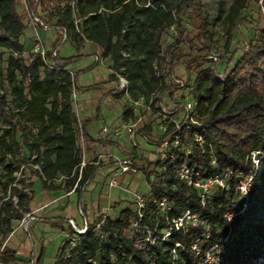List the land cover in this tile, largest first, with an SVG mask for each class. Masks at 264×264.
<instances>
[{"label": "trees", "instance_id": "obj_1", "mask_svg": "<svg viewBox=\"0 0 264 264\" xmlns=\"http://www.w3.org/2000/svg\"><path fill=\"white\" fill-rule=\"evenodd\" d=\"M252 2L233 0L225 15L228 44L238 22L251 16ZM60 4L65 6L61 9ZM19 5L18 0H0V88L8 82L16 102V108H11L6 97H2L0 116H6L5 108L12 113L17 109L21 123H32L35 131L27 133L32 139H26L25 146L36 156L32 164L39 166V180L46 191L61 189L54 185L59 176H73L74 183L79 177L82 158L77 145L78 120L73 109V94L78 85L77 76L67 70L72 59L58 55L53 58L56 63L53 69L46 66L40 55L30 53L29 62L26 61L23 53L28 51L21 38L35 17H41L51 28L65 31L78 49L87 41L97 44L103 56L113 62L110 81L114 83L115 74L124 69L134 100L156 93L157 100L162 101L166 92L176 88L167 85L155 67L162 59V35L176 23V13L182 7L195 9L201 21L202 37L209 33L208 17L198 0H39L38 3L25 0L23 12L29 14L27 19L22 17ZM253 29L258 37L248 44V50L238 51V60L235 57L229 60L222 77L216 67H209L196 78L194 100L198 104V116L212 114L214 119L206 127L184 120L179 131L176 125H171L167 135L177 132L182 145L167 161V186L157 187L150 175H145L152 195L143 209L141 226L155 230L157 224L147 213L164 199L173 205L167 219L174 231L171 236L155 244L147 241L144 247L137 239L130 240L126 233L138 215L126 208L117 219H106L103 231L109 237L105 243L89 232L75 250L63 246L55 264H264V158L247 202H243L237 190L243 176L254 172L248 156L264 152V26ZM60 42L65 43L63 37ZM3 49L11 52L5 70L1 67ZM124 50L131 53L130 57L124 58ZM209 62L204 55L192 61L197 67ZM88 125L85 121L82 126L84 136H88ZM197 134L204 139L202 146L195 141ZM7 148L13 153V160L6 164L3 155L0 164L8 177L13 178L21 170V162L27 164L30 159L17 160L15 148L7 139H0V150ZM187 149L191 152L187 153ZM185 163L205 178H225L226 187L218 188L203 204L199 190L175 174ZM100 169L90 164L83 170L77 188L79 208H83V188ZM229 171L231 174L226 176ZM1 186L5 193L14 190L19 200L17 208L9 201L13 215L5 216V209L0 208V264H10L19 261L16 252L5 245L13 232L10 220L13 216L23 219L24 214L30 213L35 195L33 191L29 194L13 188L9 179ZM187 211L198 215L208 227L196 224L177 229L172 220L182 218ZM229 215L233 217L231 224ZM102 219L100 216L90 225V230ZM43 222L59 223L62 219L46 218Z\"/></svg>", "mask_w": 264, "mask_h": 264}, {"label": "rangeland", "instance_id": "obj_2", "mask_svg": "<svg viewBox=\"0 0 264 264\" xmlns=\"http://www.w3.org/2000/svg\"><path fill=\"white\" fill-rule=\"evenodd\" d=\"M18 1L20 3L18 10L22 12V17L27 19L29 14L23 12L24 5L21 0ZM198 1L209 20L208 35L202 37L201 21L198 14L194 8L187 5L176 13V23L167 27L162 35V59L156 64L155 69L164 78L167 85L178 87V89L172 88L166 92L161 98L162 101L157 100L158 94L156 93L134 100L130 92H121L118 75L123 74L125 70L117 72L115 74L117 80L114 83L111 82L113 62L110 58L103 57L101 48L97 44L86 43L78 49L70 43V38L68 39L70 42H60V38L63 36L59 30L38 27V36L46 47L58 48L62 59H72L67 68L77 76L78 87L73 94V109L78 120L76 134L79 154L82 158L81 166L96 163L95 165L102 169L83 189L82 204L86 206L83 211L85 215L87 212V220L92 224L102 215L115 220L119 213L126 208L131 209L139 217L141 205L147 206L152 195L145 175H150L151 181L157 187L165 188L167 186V161L182 145L180 139H171L167 133L172 129V124L181 125L185 120V111L181 106L182 101L196 98V78L204 69L216 67L222 77L229 60L232 57L238 60L240 58L238 51L248 50V44L258 37V32L253 28L260 29L264 26V0H253L251 16L247 17L252 23L247 22V18L238 22L233 31L232 40L228 44V24L225 21V15L233 0ZM64 6L65 4L59 5L61 9ZM31 35L30 29H26L21 38L28 53L33 48V35ZM2 51H4V56L1 67L5 70L11 52L5 49ZM130 55L129 51H123L124 58L130 57ZM200 55L207 56L210 62L197 67L192 61L198 59ZM28 56L29 54L25 56L27 62H29ZM101 57L103 59H100ZM213 58H217L218 61ZM3 89L9 107L16 108L10 84L6 82ZM113 89L114 91H112ZM113 92H116V95ZM5 111H7L6 116H0V139H7L11 147L15 148L17 160L30 159L27 164L21 162V170L16 172L13 178L8 177L7 171L0 164V208L5 209L4 214L8 216L9 213L13 215L9 201H12L17 208L19 200L18 196L13 194L14 190L9 189L5 193L1 186L2 183L9 179L13 188L23 189L29 194L34 191L35 204H38L42 199L43 184L39 180V166L32 164L36 156L33 157L25 146L26 139H32V136L27 133L35 131L33 125H28L26 122L21 123L17 109L13 113L8 109ZM213 119L212 114H199L195 120L201 126L206 127ZM85 121L89 122L88 136H84L82 131ZM14 125L17 126L14 127ZM135 143L137 147H135ZM191 146L193 147V143ZM3 155L6 164L12 162L14 155L10 148L0 150V160ZM132 155L136 159V171L117 173L121 162ZM176 173L177 170H175ZM111 182H115L116 185L111 186ZM76 183L77 181L74 183L73 176L64 175L54 181V184L61 186L66 193L72 192ZM32 187L34 188L32 189ZM79 199V195L73 196L70 206H76L75 220L78 225L82 226L83 218L79 213ZM64 202L68 203V200ZM165 202V206L173 207L167 200ZM166 213L157 203L148 211L147 215L157 224L159 233L167 240L173 233V229L168 226ZM39 215H43V212ZM32 216L35 215L32 214ZM24 217L18 219L13 216L10 220L13 230L21 226L23 231L27 232L22 226ZM196 224L208 227L200 217L197 220L185 219L186 227ZM146 227L148 226H143V228ZM140 230V233H137V240L138 244L144 247L147 240L143 229ZM68 232H72L71 228L68 229ZM34 234L37 246L47 250L44 254L45 264H52L57 256L61 238L55 240L54 243H49L48 246H43L44 241L41 244L39 239L42 237L49 239L50 236L37 231H34ZM126 234L129 235V232ZM22 235L26 236L27 234L20 231L15 239ZM25 249V243H23L21 250L25 251Z\"/></svg>", "mask_w": 264, "mask_h": 264}, {"label": "built area", "instance_id": "obj_3", "mask_svg": "<svg viewBox=\"0 0 264 264\" xmlns=\"http://www.w3.org/2000/svg\"><path fill=\"white\" fill-rule=\"evenodd\" d=\"M38 1L39 0H36V3H38ZM21 2L23 3V5L25 4V0H21ZM32 23L34 24L35 27H42L44 29L51 28V26L48 25L41 17H35L33 19ZM60 32H61V35L63 36L64 41L65 42L68 41L67 33L65 31H60ZM30 53L35 54V55H40L44 59L45 64L49 69L56 68V63L53 61V58H55L59 55L58 51H56V50H45L42 47V45L36 44L29 53L24 52L23 56H26L27 54H30ZM213 60L218 61L217 58H213ZM118 76H119V85H120L121 89L125 92H129V81H128V79L123 74L118 75ZM5 95H6L5 91L0 88V99L2 97H5ZM181 106L185 111V121H187V123L197 124V125L201 126L199 124V122L197 120H195L198 117V104H197V102L194 99H191V100L186 99V100L182 101ZM5 109H8V108H5ZM26 124L29 125L32 123L26 122ZM182 126H183L182 124L177 125L176 130L177 131L181 130ZM176 135H177V132H174V133L170 134L169 137L171 139L175 140L178 138V136H176ZM195 141L201 146L204 144V139L201 135H198V134L195 135ZM135 147H137L136 143H135ZM190 152L191 151L189 149H187V153H190ZM262 158H264V152L251 153L248 156V160H251V162L253 163L254 172L251 174H247L245 176H243V174L241 172L239 173V175L243 176V178L238 182L237 190L240 193L241 199L243 200V202H247L249 199V194H250V190H251L252 185H253L254 177L259 170ZM213 163L216 164V161H213ZM92 164L95 165L96 163H92ZM88 165H90V164H88ZM88 165H86V164H83L82 166H81V164L79 165V177H78L77 183H76L73 191H76L77 188L79 187V181L82 178L83 170ZM131 171H133V172L136 171V159L133 155L128 157L127 159H124L121 162V164L119 166V170L117 173L123 174V173H128ZM229 174H231V171H229L226 174V176H228ZM177 175L188 186L199 190L203 204H205L208 201L210 196L218 188H225L226 187L225 178L218 177V176L217 177H211V178H205L202 176L201 173L196 171L195 168L190 167L187 163L178 167ZM115 185H116L115 182H111V186H115ZM83 189H85V188H83ZM158 203L165 210V212H167L166 214H167V219H168L169 212L171 211L172 208H170L169 206H165L166 202L164 199ZM245 206H246V204H244V207ZM145 207H146L145 204L141 205V211H140L139 217L132 224V226L129 230V235H127V237L132 241L133 240L136 241V239H138L137 233H140V231H141L140 229H143L142 231L145 235V239L148 242H151L152 244H155V243L162 241V240H166L165 236H160V233H159L157 227L155 228V230L152 231L149 227L143 228L141 226V221H142L143 216H144L143 209ZM79 213L83 218V224H82V226L78 225V223L76 222V220L74 218H69L67 220L72 232L71 233L70 232L64 233L65 239L63 242V246L68 245L71 247L72 250H75L76 247L78 246L81 238L83 236L88 235L89 232L94 233L98 240H100L102 243H105L108 240L109 234L105 233L103 231V229L105 227V222H106V219L108 217L106 215H102L103 219L96 223V227L94 229L90 230V225H92V223H90L87 220L85 212L81 209V210H79ZM186 218H193L194 220H197L198 215H194L190 211H187L182 218H179V219L174 218L172 220V222L176 226L177 229L179 227H186V225H185V219ZM232 218L233 217L231 215L228 216L230 224L232 222ZM35 219L36 218L34 216H32L31 213H26L24 220H23V224H22L23 228L26 231H29V228H30L29 227V221H34ZM97 264H99V263H97Z\"/></svg>", "mask_w": 264, "mask_h": 264}, {"label": "crops", "instance_id": "obj_4", "mask_svg": "<svg viewBox=\"0 0 264 264\" xmlns=\"http://www.w3.org/2000/svg\"><path fill=\"white\" fill-rule=\"evenodd\" d=\"M24 8H25V5H24ZM27 29H30V34L33 35V36L31 35L33 38V47L36 44H40L46 50H53L51 48L46 47L45 43L40 40V38L38 36V27H35L32 22L27 26ZM67 42H70V41H67ZM70 43L75 45L73 42H70ZM86 43H92V42L87 41ZM101 51H102V49H101ZM102 53H103V51H102ZM58 54H59V51H58ZM59 56H60V54H59ZM96 57H98V56H96ZM103 57H101L100 59H103ZM105 59H107V58H105ZM67 70L70 73H72L68 68H67ZM101 170L102 169H100L97 173H100ZM68 194H70V195H68ZM75 195L77 196L78 192H75L73 190L70 193H66L64 190H62V188L60 190H56V191H46L43 188V193L41 195L42 199L40 200V202L38 204L34 203L36 201V198L34 197V201L30 205V210H31L30 213L35 215L34 217L36 218V220L29 223L30 230L27 232H24L22 227L18 226L13 230L10 237L7 238V240H6L5 245L9 249H12L16 252L17 259L19 260L16 263H10V264H45L44 254L46 253L47 250L44 247L39 248L37 246L38 244L35 242L36 240L34 237L35 236L34 231L41 232L43 235H46V236H48V235L50 236L49 239L44 238V237L39 239L41 241V244L44 241V243L42 244L43 246L44 245L48 246L49 243H54L55 240H57L58 238H61V243H60V247H59L58 252H57V256L53 260L52 264L56 263L59 251L62 248L64 239H65L64 233L68 232V229H70V226H69L67 220L69 218L76 219V216H77L76 215L77 214L76 206L75 207L70 206L71 198ZM67 200H68V203H65L64 201H67ZM84 207H86V206L83 205V208ZM83 208H79V210H81V209L83 210ZM41 212H43V215H39V213H41ZM86 217L88 219L87 212H86ZM46 218L62 219V222H64V223H60V222L59 223H46V222H43V219H46ZM20 231L23 233H26L27 235L26 236L22 235V236L17 237L18 239H15V236ZM23 243H25V248H26L25 251L21 250ZM39 253H40V256H38Z\"/></svg>", "mask_w": 264, "mask_h": 264}]
</instances>
